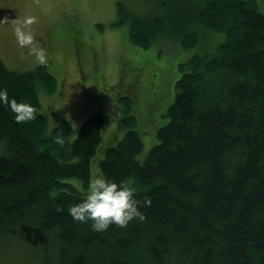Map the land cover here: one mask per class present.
Masks as SVG:
<instances>
[{
	"label": "trees",
	"instance_id": "obj_1",
	"mask_svg": "<svg viewBox=\"0 0 264 264\" xmlns=\"http://www.w3.org/2000/svg\"><path fill=\"white\" fill-rule=\"evenodd\" d=\"M138 1L141 12L135 0L116 2L129 42L186 57L167 120L142 154L133 99L117 96L124 133L102 148L95 174L150 197L145 219L95 231L72 218L107 116L87 115L69 139L70 122L49 127L41 107L39 88L58 87L48 65L14 70L0 58V87L34 110L17 121L0 104V243L32 252L33 264H264V0Z\"/></svg>",
	"mask_w": 264,
	"mask_h": 264
},
{
	"label": "rangeland",
	"instance_id": "obj_2",
	"mask_svg": "<svg viewBox=\"0 0 264 264\" xmlns=\"http://www.w3.org/2000/svg\"><path fill=\"white\" fill-rule=\"evenodd\" d=\"M117 1L0 0V18H9L0 24V58L10 69L31 70L40 64L27 47L19 46L12 22L29 15L35 17L27 29L39 41L38 46L46 49L44 64L58 85L51 94L38 90L48 126L67 119L72 125V139L87 115L106 114L101 149L93 158L91 178L97 171L96 160L103 155L102 148L115 144L124 133V128L119 127L122 110L117 96L127 94L133 99L129 111L142 131V154L155 142L157 127L167 120L165 112L173 101L174 81L179 75L177 65L186 57L183 51L168 44L156 43L148 48L132 45L128 24H115ZM123 1L128 5L134 2ZM135 4L140 5L141 12L142 4L138 0ZM260 9L264 11L262 3ZM144 130H148L147 135ZM9 244L0 243V264H33L32 252Z\"/></svg>",
	"mask_w": 264,
	"mask_h": 264
},
{
	"label": "clouds",
	"instance_id": "obj_3",
	"mask_svg": "<svg viewBox=\"0 0 264 264\" xmlns=\"http://www.w3.org/2000/svg\"><path fill=\"white\" fill-rule=\"evenodd\" d=\"M35 20L33 16H26L22 21L12 19L14 34L17 43L23 49L27 47L30 54H34L40 63L47 62V52L43 46H38L31 30L27 29ZM8 17L0 18V24L7 23ZM0 104L15 113V120L23 121L32 118L34 110L31 104L9 96L6 87H0ZM63 142L61 137H56ZM137 188L134 184L125 181H116L103 173H96L88 182L87 190L82 198L68 205V211L74 220L88 222L95 231H104L110 225L127 226L135 218L145 219L142 204H151L150 197L143 201L137 197ZM58 210H62L58 207Z\"/></svg>",
	"mask_w": 264,
	"mask_h": 264
}]
</instances>
